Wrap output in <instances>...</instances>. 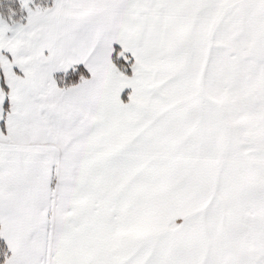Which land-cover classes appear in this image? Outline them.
<instances>
[{
    "label": "snow or ice",
    "instance_id": "obj_1",
    "mask_svg": "<svg viewBox=\"0 0 264 264\" xmlns=\"http://www.w3.org/2000/svg\"><path fill=\"white\" fill-rule=\"evenodd\" d=\"M0 264H264V0H0Z\"/></svg>",
    "mask_w": 264,
    "mask_h": 264
},
{
    "label": "crops",
    "instance_id": "obj_2",
    "mask_svg": "<svg viewBox=\"0 0 264 264\" xmlns=\"http://www.w3.org/2000/svg\"><path fill=\"white\" fill-rule=\"evenodd\" d=\"M129 91H130V90H127V89L125 90V92H127V93H128ZM125 92H124V93H125ZM124 93H122V95H121V99H122V101L127 102V95H126V99H125V100L123 99V94H124Z\"/></svg>",
    "mask_w": 264,
    "mask_h": 264
},
{
    "label": "rangeland",
    "instance_id": "obj_3",
    "mask_svg": "<svg viewBox=\"0 0 264 264\" xmlns=\"http://www.w3.org/2000/svg\"><path fill=\"white\" fill-rule=\"evenodd\" d=\"M42 2L51 3V0H42Z\"/></svg>",
    "mask_w": 264,
    "mask_h": 264
},
{
    "label": "trees",
    "instance_id": "obj_4",
    "mask_svg": "<svg viewBox=\"0 0 264 264\" xmlns=\"http://www.w3.org/2000/svg\"><path fill=\"white\" fill-rule=\"evenodd\" d=\"M126 95H127V92H125V93L123 94V99H124V100L126 99Z\"/></svg>",
    "mask_w": 264,
    "mask_h": 264
}]
</instances>
